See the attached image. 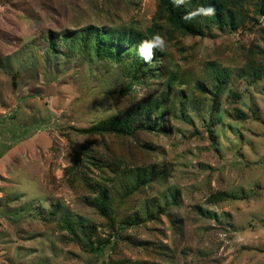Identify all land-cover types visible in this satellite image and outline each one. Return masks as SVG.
<instances>
[{
	"label": "rangeland",
	"instance_id": "obj_1",
	"mask_svg": "<svg viewBox=\"0 0 264 264\" xmlns=\"http://www.w3.org/2000/svg\"><path fill=\"white\" fill-rule=\"evenodd\" d=\"M239 3L238 28L165 37L177 81L162 116L135 117L122 68L62 38L144 32L158 0H0V264H264V17ZM115 115L163 130L85 133Z\"/></svg>",
	"mask_w": 264,
	"mask_h": 264
},
{
	"label": "trees",
	"instance_id": "obj_2",
	"mask_svg": "<svg viewBox=\"0 0 264 264\" xmlns=\"http://www.w3.org/2000/svg\"><path fill=\"white\" fill-rule=\"evenodd\" d=\"M240 0H185V3L179 7L173 4V0H158V8L153 18L152 25L144 32L137 31L132 25L128 28L120 30L118 27H93L87 26L82 31L77 32L74 36L63 37L62 40L66 44L73 43L71 48L74 52H84V49L88 50L89 55H94L96 58L107 60L111 64H115L122 68L123 73L128 78L129 82L127 87L118 91L117 93L123 97L127 102V109H131L132 114L139 116H149L152 114L151 109L154 108L161 116L165 113L166 103L170 99L172 88L177 81L175 75L167 76L166 70H160L164 65L163 56L164 50L154 49V56L150 62H145L139 55V46L142 41L150 40L154 35L159 34L162 37H174L173 34L178 33L183 36L191 37H205L209 27L217 26L223 29L224 27L238 28L244 22V15L238 10ZM212 6L216 9V13L211 17L197 16L191 20H185L184 16L196 10L199 7ZM256 13L264 17V0H258L255 4ZM50 43L51 49H54L55 42ZM161 75V76H160ZM155 81L157 82L155 86ZM147 86L152 90L151 93L146 94L136 103L132 101L129 96L135 97L136 93H140V90L136 89V86ZM164 86L167 90L165 96H163L161 88ZM155 89H152L154 88ZM197 89L200 91L205 90V86L201 83H197ZM155 96V97H154ZM219 96L217 93L216 97ZM162 100V102H159ZM159 102V103H158ZM239 117L245 119L243 112H238ZM237 118V112L235 113ZM131 125L127 120L120 121L116 117L103 120L89 129L84 130L93 134L106 135L115 134L120 136L132 137L137 130H163L162 126H157V123L150 122L148 125L138 126L135 129L130 127ZM94 161L98 160L102 163V159L97 156H93L90 153ZM89 158V159H90ZM90 163V162H89ZM153 172H146L143 175L137 176L138 180H149L153 178ZM129 179V173L127 178ZM135 181V175L134 179ZM127 185V184H126ZM125 188L128 191H135L136 184L127 185ZM130 194V193H129ZM107 196V194H105ZM109 202L111 197H106L105 200ZM107 207V204H105ZM119 210H116V214ZM102 213L109 219H115L107 212V208H102ZM135 216V217H134ZM138 214H132L127 216L121 221V224L125 227L135 226L138 221ZM114 222V221H113ZM68 228L73 232L75 231L70 225ZM116 264H149L145 260L136 261H119Z\"/></svg>",
	"mask_w": 264,
	"mask_h": 264
},
{
	"label": "clouds",
	"instance_id": "obj_3",
	"mask_svg": "<svg viewBox=\"0 0 264 264\" xmlns=\"http://www.w3.org/2000/svg\"><path fill=\"white\" fill-rule=\"evenodd\" d=\"M185 0H173V4L177 7L183 5ZM216 13V9L212 6L199 7L196 10L187 13L184 16L185 20L194 19L197 16L211 17ZM165 39L159 34L154 35L150 40H144L139 46V55L144 59V61L150 62L154 56V49H163L165 47Z\"/></svg>",
	"mask_w": 264,
	"mask_h": 264
}]
</instances>
